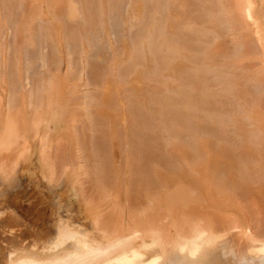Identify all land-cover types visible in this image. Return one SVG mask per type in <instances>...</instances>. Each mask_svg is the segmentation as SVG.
Wrapping results in <instances>:
<instances>
[{
	"label": "bare ground",
	"instance_id": "bare-ground-1",
	"mask_svg": "<svg viewBox=\"0 0 264 264\" xmlns=\"http://www.w3.org/2000/svg\"><path fill=\"white\" fill-rule=\"evenodd\" d=\"M26 1L27 8L26 6L19 8L21 11H18L17 15L19 26H16L18 40L15 47L19 53L26 48L32 49L34 46L37 31L34 26L36 24L33 22L37 20L36 18L41 21L44 19L45 27L50 25L47 28L50 31V35L48 34L50 40H55L54 34L57 32L63 33L64 37L66 34L70 37L75 36L76 29L67 28L63 24L65 20H73L80 15L74 3L71 4V0ZM0 3L2 4H0V22H4L2 12L10 15L15 13L16 8H14L13 0H0ZM254 4L259 7L258 11L252 0H166L163 10L159 11L160 16L152 18L151 29L144 30L139 43L134 46L132 44L130 46V43L123 44L125 46L122 49L123 57L120 55L121 60H118L119 56L116 55L115 49L112 50L113 56L118 61L111 59L110 67L108 65L104 73L105 70L110 71V68L112 72L114 65L121 70L130 69L132 76L130 80L128 79L127 85L129 88L130 84L131 89L134 88L137 91V93L134 92L137 95L131 97L128 94L135 99L130 98L132 101L129 99L127 108L122 106L123 101L119 99L121 104L116 102L114 111L115 108L113 109L112 106L115 101L112 102V98H115L116 93L118 95L121 87L117 78L113 80L114 78L109 75L110 78L106 79L107 75H105L107 81L105 80L101 87L104 89L103 94L101 92L103 99H98L101 102H98L101 104L98 110L100 119L97 117L99 119L97 124L90 122L92 137L90 136L91 139L88 141L94 142L95 147L98 144L99 151L106 157L100 158L99 162L93 161L97 157L96 149V153H92L91 156L88 154L87 160L91 162L86 168L72 165L71 171L67 173L64 166L72 160L73 150L81 151V153L83 151L81 148L83 140L79 138L76 131L73 132L74 127L68 138L61 135L55 139L43 133L38 139L39 148H36L45 183L53 185L58 183L60 178L61 181L68 183V187L74 190L79 199H84L90 206L89 209L85 208L86 206L82 209L83 214L87 212L86 216L90 215V218L88 222H84L87 224L82 223L81 226L60 220L51 243L40 250H34L35 247L32 246L33 249L30 247L27 252L16 253L17 255L10 256L11 258L8 256L9 260L5 258L7 264H264V86L261 84L264 83V66L261 64L263 67L260 66L258 71H254L258 63L256 60L258 61L261 55V58H264V0H256ZM106 5L108 6L107 3ZM106 5L104 8L109 10L110 8ZM161 7L162 4L158 9ZM131 9V13L128 12L130 18L134 14L136 16L134 13L136 10L139 11L137 16L141 15L143 0H132ZM84 10L81 13L83 15ZM102 11L101 14L97 11V14L103 17L107 11L104 13ZM83 15L80 16L81 20L86 16L84 15L83 18ZM128 16L126 20H129ZM86 18L87 23L83 21L85 27L86 24L92 27L95 21L93 18ZM106 18L104 20L103 17V21L101 20L105 24L100 26H105L102 31L104 37H101L104 38L102 41H107L106 44L113 49L114 43L111 40L113 22L112 18L108 20ZM48 30H46L47 33H49ZM82 31L87 34L85 29ZM89 34L84 37L89 39ZM230 35L233 36L234 43L230 42ZM82 41L85 47L89 43L85 39ZM210 41H214V44H210ZM231 43L233 48L231 46L229 48ZM204 44L212 45V48L210 46L207 48ZM109 46L108 49H110ZM94 56L96 58L97 53ZM18 58L16 63L20 62ZM45 60L47 61V58ZM27 64L30 62L28 61ZM154 65L155 68H153ZM145 66L147 70L149 67V71H146L149 80L145 78L147 74L142 75ZM141 67L144 68L141 70ZM90 68L93 71L94 68L92 66ZM15 71L16 68L12 72L9 71V76H12L10 87L14 82ZM95 71L93 76L96 75L94 73H97V69ZM101 72L91 78L92 82L96 77L95 83L99 81ZM106 74L112 73L106 72ZM28 78L27 82L30 84V78ZM51 78L46 80L43 87L40 86L42 83H39L35 90H28L26 103L30 110L24 112L26 115L21 114L25 117V121L22 116L16 115L18 112L15 110L19 104L15 94H10L7 99L4 121L1 122L3 125L0 128V178L2 181L8 180V175L18 169L24 156L34 150L25 132L36 137L41 124L50 118L54 102L51 97L56 91L58 93L59 84L58 76ZM111 78L113 81L109 80ZM212 78L215 79L213 84H211ZM65 79L70 85L69 91L73 90L75 86L71 88L70 76L64 78L63 82ZM143 79L147 80L145 85H148L143 86ZM150 79H158V81L155 80L154 83ZM250 81L260 82V88H256V86L259 87L257 83H254L257 85L252 88ZM65 84L67 85L66 82ZM65 84H63L64 87ZM213 85L215 88L219 87L215 90ZM63 86L59 85V88L62 89ZM126 91L129 90L126 89ZM164 93L173 94L172 100L163 98L162 101L159 96ZM60 95L58 93L57 96L61 100L64 94ZM70 96L73 95L70 94ZM139 109L144 110L142 112H145V115L136 116L134 111L137 113ZM185 109L190 110L186 112ZM207 110L213 112L210 114ZM101 119L106 123H101ZM19 124L24 131L19 129ZM199 126L202 127V131L206 130L204 135L202 133L203 139L199 132H195L197 129L200 130ZM146 127L150 132L147 138L145 136L143 139L141 135V138H138L137 134H142ZM180 132L192 133L193 140L199 134L200 141L197 137L195 142L197 140L198 142L194 144L195 142L192 141L193 147L185 149V144H177L179 143L177 140L182 137ZM175 133H180V136L177 137ZM161 134H166L164 135L166 138L161 137L163 136ZM167 137L168 139L178 138L175 142L172 141L173 144L170 139V147H168L170 149L172 146L174 152L172 149L170 152L175 153L172 155L183 162V165L179 163L183 167L180 165L177 169L169 168L168 170L166 167L168 171L166 168L160 170L157 167L171 165L169 161L163 162L167 154L164 155L162 141H166L164 139ZM219 140L221 143L224 141V144L222 145ZM175 143L177 145L173 146ZM123 144L127 145L122 148L127 149L124 152L119 150ZM121 159L128 163L131 174L128 204L125 207L122 200L120 167H118V161ZM82 169L84 174L93 181L94 189L99 192L97 199H105V202L109 199L115 200V204L106 214L93 205L91 196L86 197L85 193H82L79 179ZM256 189H259L258 192ZM224 197L229 198L224 200ZM84 201L82 200L83 203ZM85 209L86 212H84ZM232 230H236L241 235V240H245L243 248L239 249L228 238L232 237L230 236ZM1 259L0 263L3 260Z\"/></svg>",
	"mask_w": 264,
	"mask_h": 264
},
{
	"label": "rangeland",
	"instance_id": "rangeland-1",
	"mask_svg": "<svg viewBox=\"0 0 264 264\" xmlns=\"http://www.w3.org/2000/svg\"><path fill=\"white\" fill-rule=\"evenodd\" d=\"M22 1H26V0H22ZM22 1L21 0H13L14 8H16L15 9L16 11H14L15 13L10 14V15L9 14L6 15V14H4V11H3L2 17H3L4 22H0V74H1L0 75V83H2V84H0L1 85L0 86V100H1L0 101V128L3 125V123H1V122L4 121L5 104L7 102L8 97L10 96V94L13 93L18 98L19 106L15 110V112L16 111L18 112L16 114V115H19L18 117H20V116L23 117L24 114L26 115V113H24V112L26 110L28 111V109L30 110V108L27 107V103H26L28 92L31 90H35L37 88V86H39V83L40 84L42 83V85H40V86L43 87V84H45L46 80L50 77H52L51 79H53V76L54 77L58 76V78H57L58 83H59V84L57 83L58 84V86H57L58 93H59V95L61 94L60 96H63L62 94H64V96L62 98L60 97L61 98V100H60L59 96H57L58 95L57 91H56L55 95L53 94L54 96L52 95L51 98L54 99V102H53V110L50 113V118L48 119L49 122L47 121V122H43V124H41V126H40V129L42 128L41 132L39 129V132L36 134V137H33V135L32 136L28 135V133L25 132V134L27 135V138L30 139V142H31L30 145L32 147V150L34 148V150L31 151L33 153H31V152L29 154L27 153L26 155L28 157L26 155L24 156L22 162L18 166V169H16L13 173H11V175H8V180L2 181V179L0 178V230H1L0 231V259L2 258L4 260L3 261L1 259L4 262L3 263L1 261L2 264H7V262H5V260L8 259V256L9 257L10 256L12 257L13 255L15 256V255H17L16 253H19L22 251L27 252V249L29 250L30 247L32 248V246L35 247L34 250H36V249L40 250V248L45 247L49 243H51L53 241L55 235H56L57 225H58L60 220L61 221H69V222L73 223V225H75V226H81L82 223L87 224L84 222H88V218H90L89 217L90 215L86 216V213H87L86 209L84 210V212H86V213L83 214L82 209H84V206H86L85 208L89 209L90 206L84 201V199H82L84 201V203H83L82 200L79 199V197L74 193V190H72L70 187H68L69 186V185H67L68 183L63 182L64 180L61 181V178H60L58 183L53 184V185H49V184L45 183V181L43 180L41 168L39 166L40 165V159H39V155L37 154L38 152H36V151H38V150H36V148H39L38 139L43 133L48 134L51 138H55V139L59 138L61 135L62 136L64 135V138H68L70 136V134L72 133V130L74 127L73 132L76 131L78 133L79 138L81 140H83L82 141L83 144L81 145V148H83L82 149L83 151L81 153V151L78 152L76 150H73V156L74 157L71 154L73 161L71 160L67 166H64L67 173L71 171L72 165L73 166L74 165L75 166H81L83 169H84V167L86 168L88 166V164H90V162H91L90 160L89 161L87 160L88 154H89V156H91L92 153L93 154L96 153V149L98 150L97 151V157L94 158L93 161L99 162L98 160H100V158L106 157V155L105 156L102 155L101 151H99L98 144H97V147H95L96 144L94 142L89 143L90 140L88 141V139H91V137H92L91 136L92 133L90 130V122L92 121L94 124H97L98 120L100 119L99 118L100 113H98V110L100 109L101 104H99L98 102H100L99 100L103 99V97L101 96V92L103 94V90H104L103 88L101 89L102 83L106 82L107 81L106 79L110 78L108 76L111 75V77L114 78L113 80H115V78H117V80H118L117 82L119 83V85L121 87L119 89L121 91L124 90L121 92L118 89L121 92V94L118 91V95H117V93H116V96L114 94L115 100L112 98V102L115 101V102H113L114 104L112 103L113 109L115 108L114 111L116 110V107H115L116 102L121 104V102L123 101L122 106L127 108L126 105H128V103L132 99L131 98L132 96L137 95L136 94L137 91L134 88L133 89L135 91H133V89H131L132 87L129 83L128 84H129L130 89L128 88V85H127L128 79L130 78V76H132V74H131L132 71L130 69L125 71V69L121 70V68H118V66L114 65L112 72H111V68L110 69L108 68L110 71L105 70L107 73L109 72L112 74H106V72L104 73V69H106L108 67V65L110 67V62H112L111 59H115V61H118L121 58L120 55H122V53H123L122 49L125 46L123 44H127V43L129 44L130 43V46H131V44L134 46L135 44L139 43V41L141 40V37L143 36L146 29H149V28L151 29L152 18L158 17L159 11L163 10L162 8H164V6L166 4V0H162V1L161 0H143V9H142L143 15L141 14V15L137 16L138 10H136V11H134V13H136V16L134 14V16L130 18L128 16V14L131 13L130 11H132V9H131L132 0H112V1L106 0V2H103L104 0H71L72 1L71 4L74 3V6H76L75 8H77L76 9L77 12H79L78 15L79 14L80 15L73 20L72 19L71 20L70 19L65 20L63 24L67 28H69V27L75 28L76 29V34L74 33L75 36L70 37V36H68V34H66V37H64L63 33L57 32V34H54L55 40H52V39L50 40V36H49L50 31L47 29V28H49L50 25H48V23H47L48 26L45 27L46 23L44 24V22H45L44 19H42V21H41V19L36 18L37 20H35L33 22L34 24H36V25H34L36 28L35 27L34 28L37 31V33L35 32V39L36 40L33 44L34 46H32V49L26 48L22 52L19 53L18 50L16 49V47H17V44H16L17 41L16 40H18L17 39V32H16V30L18 31V28H16V26H19V20H18L17 15H18V11L20 12L23 7H25L26 5L28 6L27 1L23 2V3H22ZM88 1H90V3ZM24 3H26V4H24ZM106 3L108 4V6L106 5ZM110 3H111V5H110ZM252 3L254 5L255 9L257 8L256 11H258L259 7H257V5L254 4V3H256V0H252ZM161 4H162V7L159 8L160 9L159 10L158 7ZM92 5H93V7H92ZM105 5H106V7H109L110 9L108 10V8H104ZM168 5H169V3H168ZM27 6H26V8H27ZM19 8H21V9H19ZM85 8H86V10H84ZM93 8H94V10H93ZM88 9H90V10H88ZM103 9H104V11H102ZM83 10L85 12L84 15H86L85 18L86 17H89L90 19L93 18V21H95V23L93 25L91 24L92 27H88L87 24L85 27V24L83 21H85L87 18L85 19L84 15L81 14V13H83ZM99 10H101L102 13L107 11V13H104V15H103L104 20H105V17H107L106 18L107 20H108V18H112L111 20L113 22V25H112L113 26V29H112L113 30V36H111L112 39L111 38L110 39L113 40V43H114L113 49L110 48V46L108 44H106L107 41L106 42L102 41V39H104L102 31H104L105 26L104 27H100V26H102L101 24H103V25H105V24H104V22L102 23L103 17L98 15V14H101V11H99ZM97 11H98V14H97ZM94 12H95V14H94ZM105 14L107 16H105ZM82 15L84 18L83 20L80 19L82 17ZM91 15H93V16H91ZM94 15L97 17V18L95 17L96 19L94 18ZM126 15L128 16L129 20L128 19L126 20V17H127ZM8 16H9V18H8ZM39 18H42V17H39ZM98 21L100 24L98 23ZM259 21L262 23L261 20H259ZM41 22H43V23H41ZM96 22H97V24H96ZM107 22H109V21H107ZM67 23H68V25H67ZM233 24H232V26H233ZM251 26L252 25H250V27ZM230 27H231V25H230ZM233 28H235V24H234ZM82 29H85V32H87V34L90 33L89 39L86 38L88 35L86 33L84 34ZM46 30H48L49 33H47ZM91 30H93V31H91ZM153 30L156 31L157 28H153ZM80 33H83L84 36H86V37H84L83 34H80ZM93 33L95 35H93ZM96 35H97V37H96ZM81 36H83L82 40L85 39V40H87V43L89 42L88 44H86V47L84 46L85 44H83L84 41L81 40ZM101 36H103V37H101ZM230 36H229L230 42L232 41V43H234L235 40L232 39L233 36H231V37ZM60 37H61V39H60ZM100 37H101V39H100ZM125 39L127 41H123ZM226 39H228V38H226ZM229 39H228V41H229ZM90 42H91V44H90ZM103 43H105V44H103ZM232 43L229 44V48H230V46H231V48H233ZM210 44H214V41L213 42L210 41ZM104 45H106L107 48ZM107 45L109 46V48L111 50L108 49ZM206 45L205 46L207 48L209 46H210V48H212L211 47L212 45H209V46H208V44H206ZM114 49H115V53H117L116 55L119 56L118 60H116L115 56H113L114 52L112 50H114ZM77 50H78V52H77ZM258 50H260V49H258ZM18 53L20 54V58H18L19 57ZM96 53H97V57L95 58L94 55ZM111 53H112V55H111ZM258 53L261 54L260 51H258ZM27 55H28V57H27ZM98 55H99V58H98ZM93 56H94V58H93ZM111 57H113V58H111ZM122 57H123V55H122ZM261 57H262V55L259 57L258 61L256 60V62H258V63H256L255 67L257 66V68L255 69V67H254V71H256V70L258 71L260 69V66H262V65L264 66V64H263L264 58H261ZM17 58L20 61L19 63H16ZM46 58H47V61L45 60ZM260 58L262 61L260 60ZM43 60H45V61L43 62ZM48 60H50V61L48 62ZM28 61L30 62V64H27ZM259 61H260V63H259ZM47 63H49V64H47ZM27 66H29V67H27ZM90 66H92L93 68L95 66L96 67L98 66V68L100 70L99 72L102 71L101 75L99 74L101 76V77L99 76V78H100L98 81L99 83L96 81L97 84L95 83V80H97L96 79L97 77L95 78V80L93 79V82H92L91 78L95 77L99 73L98 68H96V67L94 68L95 70L97 69V73H94L96 75L93 76V71H95V70L93 69V71H92L91 70L92 68H90ZM146 67L147 66H145V68ZM15 68H16V71H15L16 73L14 74V72H13L14 82H13L12 87H10L11 86L10 83L12 82L11 81L12 76H9L10 75L9 71L12 72L13 69H15ZM19 68H20V70H19ZM142 68H144V67H141L140 69L142 70ZM145 68L142 70L143 71L142 75L147 74V77H145V78H147V80H149L148 73L146 72V71H149V67H148V70H147V68L146 69ZM153 68H155V65ZM26 70H28V72H26ZM16 74H17V76H16ZM63 75H64V77H63ZM105 75H107V78ZM65 76L66 77L70 76L71 88L73 89L74 87H72V86L73 85L75 86V88L73 89L74 91L73 90L69 91L70 85H68V82L66 79L63 82V79L66 78ZM90 76H92V77H90ZM28 77L30 78V80H29L30 84H28V82H27ZM19 79H21V80H19ZM109 80H112V78ZM147 80H145V81H147ZM155 80L158 81V79H155ZM155 80L150 79V81H153L154 83L156 82ZM212 80L213 81H211L212 82L211 84H213L215 79L212 78ZM251 80H252V78H251ZM40 81H43L44 83L40 82ZM143 81H144V79H143ZM145 81L143 82V84H144L143 86L148 85V84L145 85ZM160 81H162V80H160ZM61 82H63V83H61ZM65 82L67 83V85L65 84ZM250 82H248V83L253 84V85L252 84L250 85L251 87L254 85H257V84H258V86L260 85V82H258V81H254V83H257V84H254L253 82L250 83ZM63 84H65V87L63 86ZM125 84H126V86H125ZM261 84H262V86H264V83H261ZM59 85L63 86V87H61L63 90L59 88ZM250 86H249V88H250ZM141 87H142V85H141ZM141 87L139 86V89ZM254 87H252V88H254ZM213 88H215V86ZM217 88H215V90ZM256 88H260V86L259 87L256 86ZM126 89L129 91H126ZM136 89H138V88H136ZM64 90H66V91H64ZM130 90L132 91V93H130L131 92ZM6 91H7V93H6ZM62 91H63V93H62ZM134 92H136V93L134 94ZM70 94H72L73 96H70ZM128 94L131 95V97ZM86 96H87V98H86ZM114 96H112V97H114ZM172 96H173V94L170 95V93L169 94L164 93L161 96H159V98L162 101H163V98L164 99L168 98L167 100H172V98H173ZM76 97L78 100L75 99ZM94 97H96V99ZM99 98H102V99H99ZM119 99L121 100V102ZM134 99L135 98H133L132 100H134ZM57 101H59L60 103ZM90 101H92V102H90ZM157 101H160V100H157ZM84 103H86V104L84 105ZM24 104H26L25 107H24ZM119 104H117V106ZM21 106H23V107H21ZM69 106H70V108H69ZM71 106H74V107H71ZM66 107H68V108H66ZM124 107H119V108L123 109ZM117 109H118V107H117ZM70 110H73V112H70ZM139 110L141 111V109H139ZM139 110L137 113H136V111H134V114H136V116H138L139 114L145 115V112H142L144 110H142L141 113ZM185 110H186V112H189L187 110H190V109H185ZM117 111L119 112V109ZM207 111L210 114L213 112V111L211 112L210 110H207ZM21 114H23V115H21ZM225 114H227V113L225 112ZM141 115H139V116H141ZM204 116L205 115L203 114V117ZM190 117L192 118V115ZM24 118L25 117H23V119ZM23 119H21V120H23ZM141 119H142V117H141ZM189 120L191 121V119H189ZM24 121H25V119H24ZM149 122H151V121H149ZM101 123L105 124L106 122L104 120H102ZM128 126H129V124H128ZM146 126L150 127L149 125H146ZM143 127H144V125H143ZM147 127H146L145 131L142 132V134H140V133L137 134L138 138H141L142 136H143V139L145 136L147 138V134L150 133L149 129H147ZM204 127H205V125L203 126V128ZM118 128H120V127H118ZM187 128H189V127H187ZM187 128H186V130H187ZM199 128L202 131V129H201L202 127L199 126ZM19 129L21 131H24V128H22L20 126V124H19ZM118 130L121 131L120 129H118ZM197 130H195V132H197V133L199 132L201 136L199 134H197V136H196V134H193L196 136V138L198 137V135L202 138V133H203V135L206 133V130H203L202 132L200 130H198V131ZM204 131H205V133H204ZM57 132H58V134H57ZM163 132H164V129H163ZM179 134L175 133V135H177V137L180 136ZM140 135H141V137H140ZM161 135H163V136H161ZM161 135H160L161 137L166 138V136H164L166 134H161ZM167 136L169 137V135H167ZM181 136L182 137L179 139L176 137L178 140L176 138H174L175 137L174 136L172 138L170 137L169 139L167 137L168 140L164 139L166 141H162V148L164 149V155L166 156V154H167L166 157H168V158L164 157L163 162L166 163L169 161V162H171L170 163L171 165L170 164H169L170 166L162 165V167L157 166L158 168H160V170L162 168H166V167L168 168V170H169V168L177 169V167H179L181 164L183 165V162L179 161L178 159H176L174 157L175 153H173L174 152L172 149L173 147L171 146V148L169 149L170 142L172 143L173 140H174L173 142H175L177 140L179 142V143H177L178 145L179 144L181 145L183 143V144H185V147H186L185 149H187V147H188V149H191V147H193V142H195L196 138H194L195 140H193L192 139V133L189 134L188 132L181 133ZM170 139H172V140H170ZM197 139L200 141L199 137ZM85 140H87V141H85ZM169 140H170V142H169ZM198 140L194 144H196L198 142ZM220 140H219V142L221 143L222 140L221 141ZM180 141H181V143H180ZM21 142H24V141L21 140ZM165 142H167V143H165ZM223 142L221 143L222 145L224 144ZM177 144L175 143L173 146H175ZM136 145H138V144H136ZM123 146H124V144L122 146H120V149H119L122 152L127 150V149H124V150L122 149V148H125V146L127 147V145H125L124 147ZM171 149L173 151L172 153L170 152ZM166 150H168V151H166ZM91 151H93V152H91ZM168 152H170L171 155ZM172 154H174V155H172ZM78 162H79V164H75ZM124 162H125V166H124ZM179 163H181V164H179ZM118 165L117 166L120 167V184H121V189L123 192L122 200H123V206L125 207V205L128 204V190L130 187V176H131L130 167H129L128 163L126 161H124L123 159L118 161ZM123 168H124V170H123ZM155 168H156V166H155ZM167 168H166V170H167ZM83 169H82L81 176L79 178L81 181L80 182L81 183L80 189H81L82 193L83 194L85 193L84 195L86 197L91 196V198H93V205L94 206L96 205L97 207H99V209L104 214H106L107 211L109 209H111L113 207V205L115 204V202H114L115 200L109 199L108 200L109 202L108 201L105 202V199H103V200L97 199L99 192L94 189L95 186H94L93 181H91L88 178V176L86 174H84ZM164 170L165 169H163V171ZM126 175H127V177H126ZM65 184H66V186H65ZM126 184H127V186H126ZM76 188H77V186H76ZM77 189H79V188H77ZM258 190L256 189L257 192H258ZM253 191L254 190L252 189V192ZM92 193H94V194H92ZM92 196H95V197H92ZM255 196H257L256 193H255ZM228 198L224 197L223 199L225 200ZM95 199H97V200H95ZM224 203H225V201H224ZM93 205L91 204L92 207H93ZM85 216H86L87 220L85 219ZM125 217H126V215L124 214V219H126ZM6 219H8V220H6ZM163 222L165 224V221H163ZM230 234H231L230 236H232V237H228L230 239V241L235 243L236 246L239 247V249L243 248L245 245L244 244L245 240H241V235H239L236 230H232ZM238 237H239V239H238ZM13 246H15V247H13ZM8 253L11 255H9ZM12 253H14V254H12Z\"/></svg>",
	"mask_w": 264,
	"mask_h": 264
}]
</instances>
